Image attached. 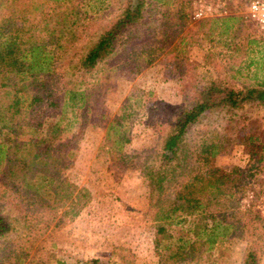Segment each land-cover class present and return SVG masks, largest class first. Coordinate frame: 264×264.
I'll list each match as a JSON object with an SVG mask.
<instances>
[{
  "label": "trees",
  "instance_id": "obj_1",
  "mask_svg": "<svg viewBox=\"0 0 264 264\" xmlns=\"http://www.w3.org/2000/svg\"><path fill=\"white\" fill-rule=\"evenodd\" d=\"M1 1L6 11L0 20V194L17 203L13 205L17 216L13 220L0 216V264H43L36 256L41 250L40 243L35 245L39 236L49 225L56 227L61 216H76L88 200L87 192L66 175L77 146L73 134L64 135L72 127L85 126L90 118V91L82 88L84 83L77 76L110 55L122 30L139 24L151 3L125 0L115 21L93 37L90 15L83 10L85 5L75 0ZM153 1L162 10V36L157 41V33H152L153 48L167 49L171 67L182 78L189 71L182 53L185 42L176 37L169 46L172 36L166 34L170 20L175 30L185 20L181 1L175 0L172 9L167 8L168 0ZM96 5L90 7V13L97 12ZM228 20L235 21L201 22L220 21L219 36H223L230 29ZM142 34L140 38H146L147 34ZM187 87L188 101L171 123L161 128L155 121L153 128L158 135L154 144L159 149L140 167L148 182L147 205L154 209V234L158 237L154 245L161 248L164 244L158 263H186L200 251L211 250L221 239L246 235L252 243L242 264H258L260 247L255 249L254 245L260 241L264 246V216L254 203L259 187L256 177L264 175L263 141L249 131L240 142L247 168L221 169L214 165L220 148L214 132L191 145L186 143L185 134L207 113L263 108L264 85L236 89L209 80L199 88L190 84L184 89ZM44 106L51 111L48 115L31 117ZM133 113L125 99L105 125L102 144L111 160L120 158L131 141L128 122ZM176 177L182 181L172 199L163 200V183ZM248 193L243 206L240 200ZM59 210H63L61 216ZM171 226L182 229L183 236L169 234ZM10 233L15 234L8 240ZM87 264L98 262L89 260Z\"/></svg>",
  "mask_w": 264,
  "mask_h": 264
},
{
  "label": "rangeland",
  "instance_id": "obj_2",
  "mask_svg": "<svg viewBox=\"0 0 264 264\" xmlns=\"http://www.w3.org/2000/svg\"><path fill=\"white\" fill-rule=\"evenodd\" d=\"M75 1L85 5L83 10L90 15L93 37L115 21L125 4V0H98L101 4L97 5L96 0ZM147 1L151 7L143 20L122 30L111 54L93 69L77 76L84 83L82 88L90 91V118L85 126L72 127L64 135L73 134L77 146L73 166L66 175L77 188L87 192L88 200L74 217L61 216L63 210H59L58 225H49L39 236L35 245L40 243L41 250L36 260L43 264H87L89 260H96L98 264H159L164 244L161 243V248L154 245L158 240L154 234V209L147 205L148 182L140 171L144 159L152 157V152L159 149L154 144L158 135L153 128L155 121L161 128L171 123L178 109L188 101L190 87L185 90V85L199 88L209 80L236 89L264 85V33L243 20L245 0H180L185 20L177 30L170 20L166 34L172 36L167 42L169 46L176 37H182L185 42L182 53L189 71L182 78L171 67V54L165 53L167 49L153 48L152 33H157V41L162 36L159 19L162 10L153 0ZM168 1L167 8L172 9L175 0ZM92 5H96L97 12L91 14ZM5 9L0 0V20ZM199 9L203 15L197 18ZM222 18L235 19L234 22L228 20L230 29L223 36H219L223 27L220 21L201 22ZM141 32L148 37L141 39ZM125 99L134 111L128 122L131 141L123 148L120 158L111 160L102 144L104 129ZM49 112L44 106L31 117ZM249 131H254L264 143V107L232 114L207 113L187 129L185 140L191 145L214 132L220 142L214 165L221 169L233 166L246 169L240 142ZM256 178L259 187L255 189L254 206L264 216V175ZM181 181L179 177L165 180L163 200L172 199ZM249 195L240 200L241 205L246 206ZM14 203L17 204L0 194V216L15 219ZM168 233L175 237L184 234L175 226L169 227ZM14 234H8L6 239H13ZM250 241L252 239L246 235L224 238L211 250L200 251L181 264H242ZM260 244L257 241L254 248L260 247L258 264H264V246Z\"/></svg>",
  "mask_w": 264,
  "mask_h": 264
},
{
  "label": "built area",
  "instance_id": "obj_3",
  "mask_svg": "<svg viewBox=\"0 0 264 264\" xmlns=\"http://www.w3.org/2000/svg\"><path fill=\"white\" fill-rule=\"evenodd\" d=\"M202 15L199 9L195 16L199 18ZM243 20L260 33H264V0H245Z\"/></svg>",
  "mask_w": 264,
  "mask_h": 264
}]
</instances>
